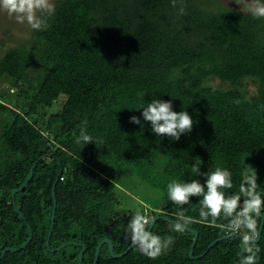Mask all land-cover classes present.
<instances>
[{"label":"trees","instance_id":"1","mask_svg":"<svg viewBox=\"0 0 264 264\" xmlns=\"http://www.w3.org/2000/svg\"><path fill=\"white\" fill-rule=\"evenodd\" d=\"M54 6L45 30L31 29L0 54V83L10 79L13 95L22 94L8 104L0 88V264H77L83 247L81 264H92L105 239L117 256L104 242L95 264H238L240 239L221 227L228 221L199 222L202 197L180 206L164 195L159 212H146L173 220L158 218L151 228L174 238L162 255L152 259L128 248L126 225L134 214L118 208L115 179L145 166L167 191L172 181L203 184L206 177H196L193 165L201 173L220 167L232 173L233 187L224 190L231 195L250 165L264 195V165L255 154L264 149V18L215 0H177L175 7L172 0H60ZM62 95L61 108L42 128L37 105L50 106ZM153 99L187 111L191 132L179 140L153 133L142 117ZM133 116L140 124L130 123ZM82 121L94 144L78 139ZM179 209L194 218L188 226L198 232L193 258V235L172 229ZM257 243L264 264V224Z\"/></svg>","mask_w":264,"mask_h":264},{"label":"clouds","instance_id":"2","mask_svg":"<svg viewBox=\"0 0 264 264\" xmlns=\"http://www.w3.org/2000/svg\"><path fill=\"white\" fill-rule=\"evenodd\" d=\"M177 0H172L175 7ZM243 10L254 18H264V0H239ZM0 12L7 14L16 23L26 24L33 30H45L48 18L55 12L52 0H0ZM183 15L184 8L179 9ZM144 121L151 124L153 133L157 136L171 137L179 140L180 136L190 133L193 120L187 111L175 112L171 101L153 99L142 109ZM130 123L140 124V120L133 116ZM78 139L85 145L93 143V137L87 133V121H82ZM94 144V143H93ZM192 173L205 176V182L198 179L191 182L172 181L167 185L168 198L176 205H186L192 197H202L199 209V222L207 223L212 218L214 224L223 216L228 223L221 225L229 230V234L239 238L242 246L238 264H258L260 248L257 240L260 236L261 220L264 219V195L258 191L257 172L250 165H245V175L239 186V192L231 195L225 189H231L232 173L225 168L217 167L210 173H201L199 165H193ZM155 217L146 212H136L126 225L127 236L131 246L137 248L144 255L155 259L174 244L172 236L162 237L149 230ZM194 218L186 215L185 210L176 212L172 229L183 232Z\"/></svg>","mask_w":264,"mask_h":264},{"label":"rangeland","instance_id":"3","mask_svg":"<svg viewBox=\"0 0 264 264\" xmlns=\"http://www.w3.org/2000/svg\"><path fill=\"white\" fill-rule=\"evenodd\" d=\"M59 1L60 0H52L53 4ZM216 1H218L221 6H229L247 13L240 6L239 0H215V2ZM213 6L216 5L214 4ZM30 32L31 28L26 24H18L7 14L0 12V54H2L6 48L14 46L21 40L27 39ZM10 84V79L0 83L1 92L4 91L6 93L4 99L8 104L13 103L16 98L19 100L22 99V94L20 97L13 95V88H11ZM248 89L250 92H253L255 87L249 83ZM25 91H28V89ZM64 100L65 96L62 95L50 106H46V104H42L43 102L40 101L41 103L37 105V112L35 114L37 115L40 123L39 125L42 128L45 127V119L47 115L57 112L61 108ZM255 154L257 155L255 156L258 157L259 162L264 165V149H259ZM245 158L246 155H244V159ZM254 158H251L253 163L255 160ZM125 162L126 164L129 163L127 159ZM141 168L142 169H134L132 173L119 174L115 179V184L119 188L117 195L121 202V204L118 205V208L122 213L126 212L127 214L129 211L133 214L138 211L159 212L161 202L164 200V195H167V191H164V187L157 184L155 181L152 182L153 179L150 178L152 172L149 171V168H145V166H141Z\"/></svg>","mask_w":264,"mask_h":264},{"label":"water","instance_id":"4","mask_svg":"<svg viewBox=\"0 0 264 264\" xmlns=\"http://www.w3.org/2000/svg\"><path fill=\"white\" fill-rule=\"evenodd\" d=\"M32 173H33V172H32V170H31V171L29 172V174H28V176H27L25 182L20 186L19 189H22V188H24V187L26 186V184L29 182V180H30V178H31V176H32ZM54 187H55V184L53 185V188H52V196H53V198H54ZM16 190H18V189L13 190V192L16 191ZM54 199H55V198H54ZM55 206H56V202H55V200H54L53 213H52V218H51V227H50V232H49L48 237H47V244H48L49 236H50V234H51V229H52V227H53V220H54ZM158 218H161V219H164V220H168V221H173V220H171L170 218H168L167 216H157V217H155V220H154L153 224L155 223V221H156ZM174 222H175V221H174ZM153 224H152V226H153ZM263 224H264V219L261 220V227H260V229H259V231H260V236H259L257 242L259 241V239H260V237H261V231H262V228H263ZM152 226H150L149 230H151ZM185 230H187L189 233H191V234L193 235L192 245H191V249H190V251H189V256H190L191 258H193V247H194V245H195V243H196V241H197L198 232H197L195 229H192V228H190V227H187ZM226 236H228V235L222 236V237H220V238L214 240V241L208 246V248H210L213 244H215V243L218 242L219 240L225 238ZM104 242H108V244H109V249H110V254H111L112 256H114V257L117 256V255H115V254L113 253L112 243H111L109 240H106V239H105V240H102V241H100V242L98 243V245H97V247H96V249H95V256H94V260H93V263H92V264H95V263H96V261H97V259H98V255H99L100 247H101V245H102ZM24 245H25V243H24L22 246H24ZM65 245H66V243H63V244L59 245L56 249H52L51 251L59 250L60 248H62V247L65 246ZM131 247H132V246H131V244H130L128 248H131ZM8 249H9V248H8ZM8 249H6V250H8ZM11 250H13V249H11ZM84 250H85V248L83 247L82 250L80 251L79 255H78V263H77V264H81V260H82V256H83ZM3 252H4V251H3ZM121 255H122V254H120V255H118V256H121Z\"/></svg>","mask_w":264,"mask_h":264}]
</instances>
